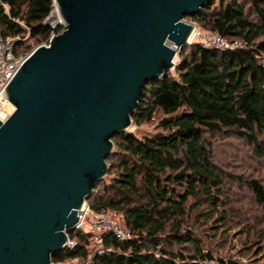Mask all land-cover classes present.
I'll list each match as a JSON object with an SVG mask.
<instances>
[{
  "label": "water",
  "instance_id": "obj_1",
  "mask_svg": "<svg viewBox=\"0 0 264 264\" xmlns=\"http://www.w3.org/2000/svg\"><path fill=\"white\" fill-rule=\"evenodd\" d=\"M54 1L65 30L1 92L15 111L0 120V264H51L67 248L112 139L191 46L186 18L215 0Z\"/></svg>",
  "mask_w": 264,
  "mask_h": 264
},
{
  "label": "trees",
  "instance_id": "obj_2",
  "mask_svg": "<svg viewBox=\"0 0 264 264\" xmlns=\"http://www.w3.org/2000/svg\"><path fill=\"white\" fill-rule=\"evenodd\" d=\"M53 4L0 0V36L20 37L17 56L33 49L31 41H48L54 30L45 21ZM186 19L244 47L222 52L195 43L182 50L189 52L177 77L169 72L144 87L132 121L141 126L160 112L161 131L114 136L107 160L112 180L100 182L86 201L92 210L121 216L131 238L121 242L106 234L105 251L91 264H241L210 248L190 223L219 222L224 231L234 216L227 193L234 178L213 163L208 134L233 133L264 158V0H215ZM244 185L264 207V186L257 180ZM69 238L76 248L56 254L55 263L93 254L87 232L74 230Z\"/></svg>",
  "mask_w": 264,
  "mask_h": 264
},
{
  "label": "rangeland",
  "instance_id": "obj_3",
  "mask_svg": "<svg viewBox=\"0 0 264 264\" xmlns=\"http://www.w3.org/2000/svg\"><path fill=\"white\" fill-rule=\"evenodd\" d=\"M187 22L198 28L202 39L212 36L211 32L201 29L193 21L187 19ZM2 29L0 25V33ZM60 29L62 27L57 30ZM31 44L33 49L27 55L45 42L34 45L31 41ZM188 52L189 50L177 56L176 67L170 72L174 77H177V67L181 58ZM163 118L164 115L158 112L152 122L141 126L133 123L127 132L134 133L140 138L157 134L161 131L158 125ZM206 140L212 152L213 163L234 178L227 183V193L231 197L234 216L230 217L231 225L224 231L217 227L219 222L207 224L192 221L190 227L222 257L232 258L241 264H264V207L257 204L251 191L244 185L248 181L257 180L264 186V158L258 159L254 154V146L233 133L208 134ZM113 175H107L105 183H109ZM110 217L124 226L121 216ZM90 248L93 249V246Z\"/></svg>",
  "mask_w": 264,
  "mask_h": 264
},
{
  "label": "built area",
  "instance_id": "obj_4",
  "mask_svg": "<svg viewBox=\"0 0 264 264\" xmlns=\"http://www.w3.org/2000/svg\"><path fill=\"white\" fill-rule=\"evenodd\" d=\"M45 24H47L54 30L48 41L44 44L46 47H48L51 40L58 35L56 33V30L59 27H62L64 31L66 28V23L62 19L55 1L53 4V10L46 19ZM194 28L195 29L190 39L191 45L197 43L205 49H214L222 52L244 47V44L242 42L229 41L221 37L217 33H211L212 36L206 39H202L198 28L196 26H194ZM19 40L20 37H0V120L2 122H6L11 117V115L15 111V108L1 94V92L12 79L17 70L21 67L22 63L29 56L16 55L15 47ZM88 218L90 221H88ZM75 230L85 231L90 235V244L91 246H93V254L89 256L87 260L68 259L58 263L52 261L51 264H91L93 255L103 253L105 251L103 248V237L106 234H113L121 242L129 240L131 238L130 232L124 226L118 224L114 219H112L107 210H92L87 202L79 212V223L77 224ZM76 246V242L71 241L69 238L67 248L75 249Z\"/></svg>",
  "mask_w": 264,
  "mask_h": 264
},
{
  "label": "bare ground",
  "instance_id": "obj_5",
  "mask_svg": "<svg viewBox=\"0 0 264 264\" xmlns=\"http://www.w3.org/2000/svg\"><path fill=\"white\" fill-rule=\"evenodd\" d=\"M191 39V38H190ZM172 46V45H171Z\"/></svg>",
  "mask_w": 264,
  "mask_h": 264
}]
</instances>
